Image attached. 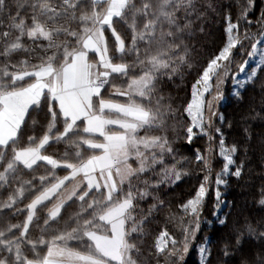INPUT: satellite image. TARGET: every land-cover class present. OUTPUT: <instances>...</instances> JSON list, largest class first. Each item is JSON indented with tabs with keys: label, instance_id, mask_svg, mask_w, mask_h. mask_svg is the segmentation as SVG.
<instances>
[{
	"label": "snow or ice",
	"instance_id": "obj_1",
	"mask_svg": "<svg viewBox=\"0 0 264 264\" xmlns=\"http://www.w3.org/2000/svg\"><path fill=\"white\" fill-rule=\"evenodd\" d=\"M192 255L264 264V0H0V264Z\"/></svg>",
	"mask_w": 264,
	"mask_h": 264
},
{
	"label": "trees",
	"instance_id": "obj_2",
	"mask_svg": "<svg viewBox=\"0 0 264 264\" xmlns=\"http://www.w3.org/2000/svg\"><path fill=\"white\" fill-rule=\"evenodd\" d=\"M226 112H231L232 108L231 106L228 105L227 102H225V109H224ZM49 151H52V149H49ZM231 198V197H229ZM211 212H212V206H211V200H209V204L207 206V208L205 209V216L207 218H210L211 216ZM195 255H192L189 257V264H193V261L195 260Z\"/></svg>",
	"mask_w": 264,
	"mask_h": 264
}]
</instances>
